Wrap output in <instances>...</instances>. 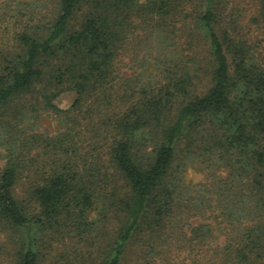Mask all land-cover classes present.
<instances>
[{"label":"trees","instance_id":"trees-1","mask_svg":"<svg viewBox=\"0 0 264 264\" xmlns=\"http://www.w3.org/2000/svg\"><path fill=\"white\" fill-rule=\"evenodd\" d=\"M229 16L225 0L4 1L0 228L13 234V264H44L46 231L99 224L107 233L89 264H125L133 247L155 255L214 203L236 231L218 264H264V65ZM138 27L141 74L156 72L154 83L133 85L121 72ZM63 92L75 94L67 110L54 104ZM42 112L55 115L56 132H36ZM195 161L226 169L209 174L217 201L185 182ZM212 228L183 234L205 241Z\"/></svg>","mask_w":264,"mask_h":264},{"label":"rangeland","instance_id":"rangeland-1","mask_svg":"<svg viewBox=\"0 0 264 264\" xmlns=\"http://www.w3.org/2000/svg\"><path fill=\"white\" fill-rule=\"evenodd\" d=\"M4 1L0 0V9ZM225 1L230 6V16L226 18V21H229L231 17L241 23V33L246 36L253 47L256 57L264 65V20L262 15L257 12L258 1ZM85 11L86 8L76 14L75 25L81 22L82 14ZM145 35L146 31L142 30V28L138 27L135 29V32L127 42L124 52L125 57L120 63L121 72L129 77L133 85H139L142 82L154 83L157 80L156 72L153 74H141V59L143 57L146 59L147 54L145 46L140 39ZM185 35V33L176 30L173 33L175 40H178L180 44L185 42ZM185 54L187 53L185 52ZM123 82L125 81H119L118 83V88L121 91L125 89ZM74 99L75 94L73 92H63L56 98L54 104L60 109L67 110L71 108ZM35 122H37L35 130L40 133L56 132L59 127L55 115L47 112L39 113ZM3 163V161H0V166ZM217 169L219 168L213 169V167L211 168L195 161L184 172L185 182L195 187V192L200 194L197 197L202 196L200 199L204 202L206 200L203 198L214 201L218 199L217 195L214 194L213 178L209 174H222L225 177L226 169L224 168L221 171ZM27 175L26 173L24 174L16 190V195L19 199L23 197L24 185L26 187L29 182ZM204 205L197 209L194 212L195 214L187 221V226L183 233L190 234L195 227L211 224L213 226L212 238L205 241L195 238L191 243L189 238L193 237L188 235L184 237L182 231L179 230L172 233L170 237H166L164 243L157 245V254L155 253V255L150 256L147 253L148 250L133 247L125 256V264H218L217 260H219V257L217 254H219V248L224 246L227 238L236 234V231L234 233V229L223 221L217 204L214 203L211 210ZM92 217L94 219L98 218L97 211L92 214ZM99 225L98 228L90 226L82 234H79L73 227L64 230V233L46 231L40 234L43 240V247H45L44 251L48 253V256L43 261L44 264H89L88 262L95 256L107 233V230L102 228L101 224ZM14 246L15 241L12 232L8 229L3 231L0 228V264H13L9 252L14 249Z\"/></svg>","mask_w":264,"mask_h":264}]
</instances>
